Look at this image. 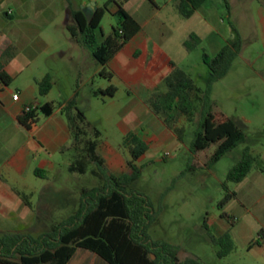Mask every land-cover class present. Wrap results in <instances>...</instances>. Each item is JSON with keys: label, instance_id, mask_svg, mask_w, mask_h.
Here are the masks:
<instances>
[{"label": "crops", "instance_id": "0c3cea01", "mask_svg": "<svg viewBox=\"0 0 264 264\" xmlns=\"http://www.w3.org/2000/svg\"><path fill=\"white\" fill-rule=\"evenodd\" d=\"M254 1L257 40L261 48L255 65L257 73L262 75L264 0ZM95 2L96 0H0V60L3 71L18 83L13 90L12 83L6 85L0 81V237L7 233L33 236L41 228L51 229L53 225L75 214L73 212L80 205L81 190L87 188L72 183L76 173L70 172L69 166L74 151H62L63 148L72 146L62 104L73 98L75 90L62 84L57 73L61 71V65L68 64L72 67L69 71L73 78L77 64L82 62L86 83L94 84L97 77L105 78L102 73L112 74L110 85L106 88L113 87L116 90L112 98L120 91L118 84L125 87L130 99L123 106V111L136 125L130 127L127 119L122 124L124 136L131 131L135 132L149 147L140 161L150 151L159 153L162 148H176L179 143L146 103L169 71L158 54L170 55L161 47L153 49L154 40L159 36L158 26L152 22L153 16L161 9L157 0L156 6L149 0H129L126 10L140 23L141 31L106 66L93 57L80 39L71 38L64 44L39 39L40 29L46 26L55 30L75 27L74 20L70 25L64 24L63 16L71 15L73 19V11L85 14V10L95 6ZM170 2L174 4V0ZM97 8L99 6L93 12ZM9 11L12 14H8ZM13 18L15 24L8 21ZM185 41L182 46L186 50ZM215 46L216 55L225 45ZM106 67L110 68V72ZM68 69L66 67L65 71ZM48 75L52 79V88L48 95L41 96L38 83ZM78 91L80 96V87ZM16 93L19 94L17 101L13 99ZM256 97H259L257 103L264 105V92H257ZM79 102L78 98V105ZM46 103L54 106L50 116L39 114L38 122L30 130L19 123L18 117L26 106L36 105L40 108ZM250 148L257 158L255 167L237 184L233 191L236 196L231 199L237 204L225 215V220L220 224L222 229L216 235L220 237L229 234L234 250L228 256L218 258L214 264H264V142ZM98 152L111 172L121 175L129 171V157L123 145L114 147L101 142ZM38 169L41 171L39 174L36 173ZM20 194L28 197L32 208L25 204ZM65 209H70L72 213L63 216L60 210ZM68 264L107 263L96 254L80 249Z\"/></svg>", "mask_w": 264, "mask_h": 264}, {"label": "trees", "instance_id": "16d2710c", "mask_svg": "<svg viewBox=\"0 0 264 264\" xmlns=\"http://www.w3.org/2000/svg\"><path fill=\"white\" fill-rule=\"evenodd\" d=\"M129 0H124V3ZM154 6L155 0H149ZM208 0H177L175 7L185 19H190ZM94 10L90 20L81 11H73L75 27L69 28L71 37L78 40L91 51L93 57L106 66L140 31V23L131 16L124 3L111 1ZM229 10L228 0H224ZM107 13L117 19L112 34L105 36L101 22ZM234 38L216 55L203 54V62L209 69L205 88L199 87L192 75L181 69L176 62L164 53L159 59L168 67V73L161 81L164 91L156 89L148 98L147 105L152 113L171 130L179 142H182L186 126H180L185 120L193 126L191 152L197 154L216 144V150L210 158V165L246 143L247 136L240 124L221 113L214 111L212 91L214 85L230 72L242 49V40L235 26L230 23ZM201 43L196 34H192L184 45L193 51ZM138 56V55H136ZM157 70V69H154ZM111 79L112 74H103ZM0 81L6 85L12 78L3 71L0 60ZM41 96L49 94L52 79L48 75L38 83ZM79 86L71 100L62 104L66 117L74 157L69 166L72 173L84 175L91 163L96 168L91 173L101 181V185L84 188L80 193V205L77 212L66 220L55 224L50 231L37 238L24 233H7L0 237V264H68L78 250H87L103 259L107 264H205L195 258L180 259V247L163 241H154L149 228L159 215L151 199L138 191L129 190L130 184L142 176L140 159L147 153L148 145L135 133L129 132L123 138V148L128 154L129 171L117 175L109 170L105 159L99 154L101 132L95 128L78 107ZM110 87L105 91H96L95 96H110L115 93ZM54 111L51 103L27 111L24 109L18 117L19 123L30 130L38 122L39 114L50 116ZM257 158L246 147L240 160L233 165L227 176V183L242 182L252 170ZM41 171L38 169L36 173ZM227 183L224 188L228 190ZM25 204L32 208L31 202L20 194ZM236 194L226 195L223 203L230 201ZM215 245H220L218 258L228 256L234 250L229 234L217 237L211 235Z\"/></svg>", "mask_w": 264, "mask_h": 264}, {"label": "rangeland", "instance_id": "374dc122", "mask_svg": "<svg viewBox=\"0 0 264 264\" xmlns=\"http://www.w3.org/2000/svg\"><path fill=\"white\" fill-rule=\"evenodd\" d=\"M111 1L124 3V0H96L95 6H90L85 11L91 15L96 6L103 7L107 2H110V7L114 10L115 4ZM170 1L157 0L161 9L153 16L152 22L158 26L159 36L154 40L153 49L161 47L181 69L192 75L199 87L205 88L209 77L203 54L214 56L216 44L226 45L234 38L235 33L230 23L235 26L242 40V49L228 75L214 85L212 99L215 112L241 123L247 141L218 163L210 165V158L217 145L213 144L205 151L193 154L190 149L194 128L182 120L180 126H186L183 141L176 148H162L159 153L150 151L146 158L139 161V165L143 167L142 176L130 184L128 189L147 195L155 209L159 210L157 220L149 228L152 240L180 247L181 260L195 258L205 264H214L218 261L220 245H215L210 236L218 235L225 215L237 204L234 200L223 203L226 195L237 188V184L226 182L228 173L246 147H256L264 142V105L258 104L259 97H256L257 92H264V72L262 75L258 74L255 65V59L261 52L255 25L256 2L228 0V10L224 0H208L193 17L185 19L176 10L174 4L177 0H174V4ZM124 7L128 9L129 1L124 3ZM62 20L64 24L73 23L71 15H64ZM8 21L16 23L14 18ZM114 26H117L116 17L107 13L101 22L105 36L112 34ZM40 31L39 39L47 41L64 44L72 38L70 31L64 28L55 30L46 26ZM192 34L199 36L201 43L193 51H188L182 43ZM78 39L81 40L80 35ZM77 65L73 78L69 71L72 67L68 64L61 65V71L57 73L62 84L75 91L77 86L80 87L78 107L101 132V142L121 147L124 138L122 124L128 119L130 127L136 125L123 111L130 96L121 84H118L120 91L115 98L95 96L96 91L106 90L110 85L109 79L97 77L94 84L86 83L83 63L79 62ZM66 67L69 68L68 71H65ZM106 70L110 72L109 67ZM17 84L15 80L12 81L11 88L15 90ZM156 89L165 90L162 81ZM66 92L68 93L67 90ZM166 153L170 156L167 157ZM95 168V164L91 163L88 172L84 175L76 174L72 183L87 188L101 185V181L91 173ZM226 183L228 190L224 188ZM60 211L65 217L72 213L70 209ZM76 212L77 210L73 213ZM45 229L41 228L33 237L37 238L46 233L44 231H50V228Z\"/></svg>", "mask_w": 264, "mask_h": 264}, {"label": "built area", "instance_id": "2783aa9c", "mask_svg": "<svg viewBox=\"0 0 264 264\" xmlns=\"http://www.w3.org/2000/svg\"><path fill=\"white\" fill-rule=\"evenodd\" d=\"M11 13H12V11H9V12H8V14H11ZM13 99H14L15 101H17V100L19 99V94L16 93V94L13 96ZM35 108H37L36 105H30V106H26L24 109H26L27 111H30V110H33V109H35ZM166 156L169 157L170 154H169V153H166Z\"/></svg>", "mask_w": 264, "mask_h": 264}, {"label": "water", "instance_id": "95a60500", "mask_svg": "<svg viewBox=\"0 0 264 264\" xmlns=\"http://www.w3.org/2000/svg\"><path fill=\"white\" fill-rule=\"evenodd\" d=\"M85 15H86V17L90 20V18H91V15L90 14H88V13H85Z\"/></svg>", "mask_w": 264, "mask_h": 264}]
</instances>
